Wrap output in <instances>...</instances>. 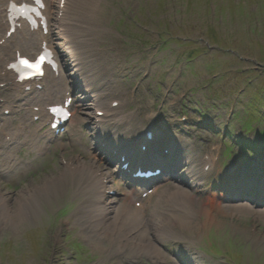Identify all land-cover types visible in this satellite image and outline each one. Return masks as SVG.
Wrapping results in <instances>:
<instances>
[{
    "label": "rangeland",
    "instance_id": "rangeland-1",
    "mask_svg": "<svg viewBox=\"0 0 264 264\" xmlns=\"http://www.w3.org/2000/svg\"><path fill=\"white\" fill-rule=\"evenodd\" d=\"M67 16L69 40L83 63L77 65L80 82L68 79L77 84L79 91L81 85L87 84L90 92L78 94L85 100V104L76 103L80 123L68 126L63 138L58 135L64 147L55 144L39 155L33 142L23 144L25 136L18 143L16 138L11 142L2 138L0 264H174L178 255L180 264H264V220L256 213L233 208L214 211L217 223L207 232L196 226L191 230L174 225L173 217L169 226L162 228L163 220L157 218L159 212L152 205L148 212L150 227L144 224L141 231L155 240L149 230L153 232L154 227L161 226L162 256L166 259H160L146 248L145 242L136 239L140 238L137 231L119 233L112 227L105 231L102 217H94L93 207L120 208L123 200L130 202L128 190L132 188L115 174L109 180L116 189L105 190L102 200L95 189L88 187L89 177L69 173L63 163V158L73 159L75 166L96 162L107 171L115 170L99 149L95 114L87 111L89 106L105 108L113 99L127 101L117 110L123 115L134 113L132 127L136 131L141 124L155 119L158 127L178 134L179 142L184 135H190L185 149L188 161L197 160L200 168V156L222 141H226V151L236 144L238 151H254L264 162V0H70ZM208 41L212 43L209 48ZM67 70L70 75L72 70ZM7 92L0 89L5 100L0 115L6 104L15 106L16 112L10 116L8 127H3V119L8 116L0 117V129L28 124L21 106L26 102L7 99ZM162 105L163 121L157 120L158 115L146 118ZM182 114L187 121H182ZM227 122L228 132L221 136ZM30 126L32 131L37 128L31 123ZM120 129L113 130L118 133ZM40 141L44 146V139ZM10 149L15 150V156L5 155ZM220 168L224 163L216 173ZM173 174L171 169V179ZM51 179L54 183L45 186ZM183 181L191 188L192 178ZM61 182L68 187L63 199L52 190ZM200 182L198 190L192 188L196 194L207 188L204 180ZM246 194L222 195L235 204L255 199L249 204L264 208V199L254 194L242 202L239 197ZM165 195L166 192L162 205L168 209L166 214L181 210L178 202L168 204ZM157 201L158 196L153 204ZM114 215H110L108 224ZM192 223L204 225L198 217ZM218 227L224 228L223 233Z\"/></svg>",
    "mask_w": 264,
    "mask_h": 264
},
{
    "label": "bare ground",
    "instance_id": "bare-ground-1",
    "mask_svg": "<svg viewBox=\"0 0 264 264\" xmlns=\"http://www.w3.org/2000/svg\"><path fill=\"white\" fill-rule=\"evenodd\" d=\"M81 1H85V0H81ZM7 4H8V0H0V32H1V30H5L6 33L9 31V24H8V21H7V14H6L7 13ZM60 20H61V22L60 23L58 22V27H59V29H62L64 25H63L62 19H60ZM65 26H66V31H65V36H66V33L68 32V28H67V24L66 23H65ZM6 33H5V36H1L0 37V40H4L5 41V42L3 41V46L0 47L1 48V50H0V77H3V79H1L0 82L14 81V79L12 77V73L11 72H7L6 73L7 70L3 67V62L9 60V62L7 63V65H8V64H10V62L12 60H14V56L13 55L15 54V51H13L12 48L10 49V47L7 45V43H13L15 45V48H17V49L21 48V49H23L24 51H27L30 54H36L35 51L28 49L26 44H28V43H30L32 41V42H35L38 45V44H40V42L42 40H47L49 38L48 35H40V34L31 33L30 29L27 26H23L22 29L16 31V33L13 34L12 37H10V38L7 36ZM57 35H58V32H57ZM6 52H7V54H6ZM4 55H5V57H4ZM6 55H7V57H6ZM62 58H63V61L65 62V64H67L69 59L67 57H65V56H62ZM77 74L78 75L75 74V76H74V72L72 71L71 72L72 78H76V79L79 78L80 79L81 76L79 75V73H77ZM49 78H54L52 83H55V84L58 85V89L57 90L53 89V87H52L51 89H49V92L55 91V93H57V91L59 90V86L60 87L63 86L64 89L66 91H68V92H71V93L74 92V90L72 88H70V87H72V82L71 83L69 82V80L67 79V76L64 77L63 75H61V76L60 75L59 76L54 75V77H49ZM49 78H47V79H49ZM46 83H48V82H46ZM16 84H17V88H20V85H18V83H16ZM67 88H70L71 90H68ZM74 89H76V88L74 87ZM9 95H14L15 98H19V97L22 96L20 94H17L16 92H14V93L11 92ZM28 101H29V99H28ZM30 101H32V100H30ZM80 101L85 104V102H84L85 100H82L81 97L78 98V102H80ZM90 110L93 111L94 107L89 106L87 111H90ZM28 114H35V113L32 110H29ZM42 116L45 119L49 118V116L44 114L43 112H42ZM26 118L27 117H24L25 121H27ZM76 121L78 123H80L78 118L76 120L75 116H73V119L70 121V124H74ZM96 131L100 132V129H96L95 132ZM48 136H50V134H48ZM30 139L33 142V145H32L33 147L37 148L38 150H42L41 149L42 147H41L40 142H39L40 138H39V136L36 133L31 135ZM0 143H1V137H0ZM56 143H57V141H56ZM59 145L62 146V147L65 146V145H63L61 143H59ZM6 152L11 154V155H13V156L16 155L15 154V150H13V149H10V150H8ZM160 159H162V158H159V160ZM171 160H172V163H173V167H172V171L174 173L173 174V178L176 180L175 181L176 183L174 185H177V187H176L177 190L184 189V187H182V185H184V186H186V185H185L183 180H188L189 181V179H191V178H192V182H189V183H191L192 185H190V186L193 187L195 190H198L199 189L198 185L200 183L199 182L200 179H198L197 177H194L193 176V172L190 169H188L185 174H183L182 171L178 170V169L183 168V167L178 168V166L182 165V159L173 160V158H172ZM175 161H177V163H175ZM229 161L235 162L234 159H231V160L229 159ZM227 162H228V160H227ZM68 167H69V172L71 174H73V175L76 174V173L83 174L85 171H87V175L90 178L89 179L90 187H92V188H95V187L96 188H103V187H105V183H106V180L108 178L107 174H103L102 170L100 168H96L94 166V164L88 165L86 163H79L76 166H74L73 164H69ZM116 171H117V169L115 168V170L113 171L114 174H115ZM181 177H184V178L182 179ZM80 182L81 181H79V183ZM181 182H183V183H181ZM178 183H180V184H178ZM50 184H53V183L47 182L45 184V186L50 185ZM80 184L86 185V182L80 183ZM49 188H50V186H49ZM53 188H54V190H56L58 192L59 196H57V197L59 199H63L65 194H66V191H67L66 184L62 185V182H61L59 185L57 184L56 186H53L52 190H53ZM47 189L48 188H46V190ZM192 191L194 192V190H192ZM41 193H42V191L39 192V194H41ZM178 193H179V195L177 197L181 198L180 199V201H181L180 204H182L184 206V204L182 202L183 201H187L186 197H184V196L189 195L190 192L186 191L185 195L180 194L179 191H178ZM174 194L175 193H172V195H174ZM197 194L202 196V197H199ZM197 194L193 193V196L188 201L189 204H191V208L189 210L184 209V207H182V209H183L182 215H174L175 218H176V222L174 223V225H181L183 228H188V229L191 228V230H192V228H194V226H196L197 228L199 226L198 223L197 224H193L192 223V219L195 218V217H198V218H202L203 219V221L205 222V224H204V227L206 229L205 231L209 232L210 227L214 223H217L216 216H213V215H215V214H213V212L214 211L217 212L219 210H223V209H226V208H231V209L233 208V209L238 210V211L248 208L249 211L252 212V213L259 212L258 213V218L264 219V210L254 209L251 204H249V205H231L230 206V205H227L225 203V201H224L225 198H221L219 201L224 202V207H222L220 205L219 201H218V198H216L214 196L210 197L211 195H204L203 193H198V192H197ZM129 205H130L129 202L123 201V202H121L120 208L116 207V206H112L111 208H107L106 206L93 207L94 217H102L105 231H107L110 227H112L114 229H118L119 233H126L122 228H120V227H118L116 225V222H115L116 219L119 220L120 218H122V221L119 224L120 226H127L128 227V231H136L140 227V222H139V225H138L137 221H134L130 225L131 221L129 220V217H134V219H136V217H138L140 215L139 212H138L139 210L138 209H134L133 211H131L132 214H130L128 212H124V210H126L127 207H130ZM223 212L224 211H222V213ZM112 214L113 215L115 214L113 217H111L113 219V221L108 224L107 220L110 219L109 217ZM248 214H249V212H248ZM161 218H164V217H161ZM169 218L170 217H167L165 220L167 221V220H169ZM202 219H200V220H202ZM217 225L220 226L222 224L218 223ZM199 229H200V227H199ZM222 229H224V228H219V233L220 232L223 233L224 230H222ZM165 233L166 232H163V234H165ZM137 234H138V236L140 238H136V239H138V240H140L142 242H145L146 243V248H149L150 250H152L154 252V254L157 257H159L160 259H162V260L166 259L164 256H162L163 252H162L161 245H158L156 240L151 239L150 236L146 235V233L143 232V231H140ZM123 248H125L124 245H123ZM188 256H190V255H188ZM176 257H177V255H176ZM178 260H180V256L179 255L177 257V260L174 261V264H180ZM181 262L182 263H187L185 261H181Z\"/></svg>",
    "mask_w": 264,
    "mask_h": 264
},
{
    "label": "snow or ice",
    "instance_id": "snow-or-ice-1",
    "mask_svg": "<svg viewBox=\"0 0 264 264\" xmlns=\"http://www.w3.org/2000/svg\"><path fill=\"white\" fill-rule=\"evenodd\" d=\"M37 3H40V6L43 7L41 0H37ZM13 7H15V5H13ZM19 10L23 13V12H27L29 9L27 5H24L21 6ZM31 10L35 11V9H31ZM44 60H45V56L41 55L39 58L35 60V62H31L28 59H24V58H21L19 62L20 64L24 65L27 69H30L33 74H41V65L44 62ZM12 67H14V65H12ZM52 111L55 112L56 109H53Z\"/></svg>",
    "mask_w": 264,
    "mask_h": 264
},
{
    "label": "clouds",
    "instance_id": "clouds-1",
    "mask_svg": "<svg viewBox=\"0 0 264 264\" xmlns=\"http://www.w3.org/2000/svg\"><path fill=\"white\" fill-rule=\"evenodd\" d=\"M260 7H258L257 9H259Z\"/></svg>",
    "mask_w": 264,
    "mask_h": 264
}]
</instances>
